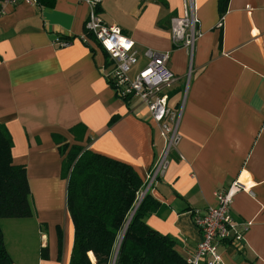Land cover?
I'll use <instances>...</instances> for the list:
<instances>
[{"label": "crops", "instance_id": "obj_1", "mask_svg": "<svg viewBox=\"0 0 264 264\" xmlns=\"http://www.w3.org/2000/svg\"><path fill=\"white\" fill-rule=\"evenodd\" d=\"M89 1L21 3L0 20V124L12 140L13 165L26 168L34 212L0 221L13 264H70L74 224L61 146L127 163L145 185L165 147L148 108L117 97L100 44L83 39ZM219 3L195 0L202 35L193 54L172 42L183 0H100L96 12L141 54L169 53L178 77L170 108L180 138L148 188L160 205L147 225L172 237L186 258L203 239L195 213L216 206V192L239 180L248 190L235 195L231 216L251 226L243 249L222 246V258L264 264V0H229L224 15ZM59 37L72 44L57 47ZM145 64L141 56L134 73Z\"/></svg>", "mask_w": 264, "mask_h": 264}, {"label": "trees", "instance_id": "obj_2", "mask_svg": "<svg viewBox=\"0 0 264 264\" xmlns=\"http://www.w3.org/2000/svg\"><path fill=\"white\" fill-rule=\"evenodd\" d=\"M228 3L220 0L221 15ZM117 121L113 118L111 125ZM11 149V137L0 124V221L34 215L26 168L13 165ZM59 150L65 156L67 208L74 224L70 264H186L176 241L147 225L145 219L160 205L149 192L131 218L145 188L131 165L78 146ZM0 264H13L1 226Z\"/></svg>", "mask_w": 264, "mask_h": 264}, {"label": "built area", "instance_id": "obj_3", "mask_svg": "<svg viewBox=\"0 0 264 264\" xmlns=\"http://www.w3.org/2000/svg\"><path fill=\"white\" fill-rule=\"evenodd\" d=\"M40 1L0 0V20L7 14L8 7H16L21 3L38 6ZM99 1H89L90 12L85 22L83 39L87 41L90 37L100 44L110 59L111 69L106 78L117 97L122 100L124 98L138 100L145 105L165 143L162 155L149 172L147 185L138 196V204L148 193V188L165 173L169 153L179 142L178 116L170 108V93L178 77L169 66V53L146 49L141 54L135 42L124 35L118 26L106 24L96 12ZM183 10L182 17H174L171 20L172 42L176 48H187L193 54L196 42L202 35L195 15V0H183ZM221 24L219 23V26ZM71 44V40L68 39L59 37L55 40V45L59 48H67ZM141 56L146 60V64L140 71L134 73ZM244 190L248 188L236 180L226 189L216 192V206L209 207L204 214L195 213V225L203 239L196 250L185 258L186 264H225L222 246L230 245L237 250L243 249L245 235L251 224L235 222L231 216V209L235 195Z\"/></svg>", "mask_w": 264, "mask_h": 264}, {"label": "water", "instance_id": "obj_4", "mask_svg": "<svg viewBox=\"0 0 264 264\" xmlns=\"http://www.w3.org/2000/svg\"><path fill=\"white\" fill-rule=\"evenodd\" d=\"M146 192H147V190H145V193H146ZM141 202H142V201H140V202L136 205V207H135V209H134V211H133V213H132L131 218L133 217L134 213L136 212V210H137V208H138V206L140 205Z\"/></svg>", "mask_w": 264, "mask_h": 264}, {"label": "rangeland", "instance_id": "obj_5", "mask_svg": "<svg viewBox=\"0 0 264 264\" xmlns=\"http://www.w3.org/2000/svg\"><path fill=\"white\" fill-rule=\"evenodd\" d=\"M181 111V109L178 111V112H180ZM137 205V204H136Z\"/></svg>", "mask_w": 264, "mask_h": 264}]
</instances>
